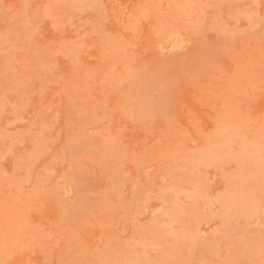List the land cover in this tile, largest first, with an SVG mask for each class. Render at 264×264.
<instances>
[{
	"label": "rangeland",
	"instance_id": "374dc122",
	"mask_svg": "<svg viewBox=\"0 0 264 264\" xmlns=\"http://www.w3.org/2000/svg\"><path fill=\"white\" fill-rule=\"evenodd\" d=\"M0 264H264V0H0Z\"/></svg>",
	"mask_w": 264,
	"mask_h": 264
}]
</instances>
